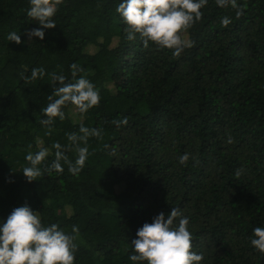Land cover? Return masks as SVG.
<instances>
[{
  "label": "trees",
  "instance_id": "1",
  "mask_svg": "<svg viewBox=\"0 0 264 264\" xmlns=\"http://www.w3.org/2000/svg\"><path fill=\"white\" fill-rule=\"evenodd\" d=\"M121 2L61 0L56 28L29 42L39 28L26 15L29 0H0V226L27 205L45 226L79 228L74 264H133L137 230L179 208L201 264H264L250 243L253 229L264 228V0H237L239 17L208 0L186 33L194 45L179 57L145 48L138 35L129 41ZM12 31L19 45L8 41ZM74 63L84 70L77 78L98 89L99 106L84 114L65 107L46 136L51 73L72 80ZM34 68L45 76L27 82ZM125 117L126 125L112 123ZM81 125L103 136L89 138L83 170L72 175L65 164L63 173L27 182L25 156L39 150L37 140L50 153L43 170L54 160L51 145L68 149L66 134Z\"/></svg>",
  "mask_w": 264,
  "mask_h": 264
},
{
  "label": "clouds",
  "instance_id": "2",
  "mask_svg": "<svg viewBox=\"0 0 264 264\" xmlns=\"http://www.w3.org/2000/svg\"><path fill=\"white\" fill-rule=\"evenodd\" d=\"M60 3L61 0H29L26 15L39 25V28L27 33L29 42L33 37L43 40L44 30L56 28L53 17ZM207 3L208 0H122L116 12L126 25L124 32L129 41L138 35L145 48L152 43L160 49L172 50L173 56L179 57L186 48L194 45L191 39L185 38V34L202 19L201 9ZM215 4L221 8L230 6L236 10L237 17L243 14V7L237 4V0H215ZM230 23L228 17L221 20L224 27ZM7 39L17 45L21 43L20 35L15 31L10 32ZM70 67L72 80L63 74L51 73L54 88L47 97V106L41 110L45 118L40 121L47 128L46 136L52 134L50 126L56 118L65 119V107L71 105L78 113L84 114L99 106L100 95L96 86L85 76L77 78L78 73L84 71L78 64ZM44 76V69L34 68L31 77H25V80L31 82ZM112 123L126 125L127 117ZM66 136L70 147L65 149L59 142L53 143L54 160L43 170L39 166L50 153L48 148L43 147V141L37 140L39 150L35 153L29 151L25 156L27 165L22 172L27 182L36 181L45 172L63 173L65 164L70 174L78 175L90 155L87 147L89 138L103 139L100 129H89L83 125L79 134L67 133ZM227 142L232 143L233 140L229 138ZM28 147L31 149L32 145ZM66 150L75 151L74 161L65 155ZM189 158V154L184 153L179 157V163L186 165ZM240 174L241 170H237L236 175ZM188 224V218L182 216L179 208H172L167 217L163 212L159 213L151 223H145L137 230L136 239L131 241L129 259L133 264H201L204 256L192 251L193 236ZM252 236L251 246L264 253V228H254ZM78 239L77 226L73 225L70 233L57 224L45 226L39 212L27 205L17 207L0 226V264H74Z\"/></svg>",
  "mask_w": 264,
  "mask_h": 264
},
{
  "label": "rangeland",
  "instance_id": "3",
  "mask_svg": "<svg viewBox=\"0 0 264 264\" xmlns=\"http://www.w3.org/2000/svg\"><path fill=\"white\" fill-rule=\"evenodd\" d=\"M185 38H188L186 34H185ZM116 190H117V191L120 190V187L117 186V187H116Z\"/></svg>",
  "mask_w": 264,
  "mask_h": 264
}]
</instances>
